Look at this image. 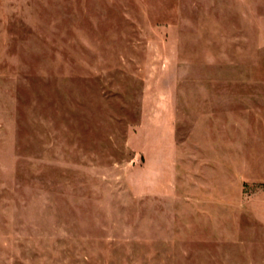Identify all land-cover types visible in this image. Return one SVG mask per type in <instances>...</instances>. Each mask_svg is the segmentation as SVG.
Here are the masks:
<instances>
[{
	"label": "rangeland",
	"instance_id": "1",
	"mask_svg": "<svg viewBox=\"0 0 264 264\" xmlns=\"http://www.w3.org/2000/svg\"><path fill=\"white\" fill-rule=\"evenodd\" d=\"M264 0H0V264H264Z\"/></svg>",
	"mask_w": 264,
	"mask_h": 264
},
{
	"label": "crops",
	"instance_id": "2",
	"mask_svg": "<svg viewBox=\"0 0 264 264\" xmlns=\"http://www.w3.org/2000/svg\"><path fill=\"white\" fill-rule=\"evenodd\" d=\"M232 84H241L233 89L245 94V103L242 105L246 108L264 109V77L235 78Z\"/></svg>",
	"mask_w": 264,
	"mask_h": 264
}]
</instances>
